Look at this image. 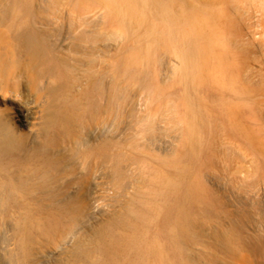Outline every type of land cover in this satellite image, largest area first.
I'll list each match as a JSON object with an SVG mask.
<instances>
[{
    "label": "bare ground",
    "instance_id": "6f19581e",
    "mask_svg": "<svg viewBox=\"0 0 264 264\" xmlns=\"http://www.w3.org/2000/svg\"><path fill=\"white\" fill-rule=\"evenodd\" d=\"M241 1L225 0L232 13L226 3H207L199 13L200 1L193 0H0V264H206L200 248L212 242L234 251L241 231L264 242V217L250 223L235 204L260 205L263 193L245 200L223 193L232 214L211 213L218 200L196 178L201 152L214 145L211 131L212 137L232 131L249 154L226 139L216 146L224 155H250L244 161L255 176L263 171L264 81L258 65L247 61L243 70L245 58L238 63L234 51L250 57L264 48V0ZM68 3L95 8L80 19L71 11L73 19L63 7ZM106 21L111 28L102 27ZM247 25L257 28L247 32ZM116 48L121 56L113 67L123 65L117 76L106 68ZM155 50L170 55L162 80L179 90L160 113L148 110L159 95L149 68ZM157 62L165 60L159 55ZM241 62L237 80L232 68ZM137 68L140 84L132 77ZM138 84L145 108L128 110ZM210 86L231 94L218 91L209 100L203 88ZM213 102L223 117L216 125ZM248 107L253 126L238 120ZM106 154L111 194L99 202ZM209 169L201 175L205 183L223 178Z\"/></svg>",
    "mask_w": 264,
    "mask_h": 264
},
{
    "label": "rangeland",
    "instance_id": "374dc122",
    "mask_svg": "<svg viewBox=\"0 0 264 264\" xmlns=\"http://www.w3.org/2000/svg\"><path fill=\"white\" fill-rule=\"evenodd\" d=\"M185 1V0H184ZM190 1V2H189ZM198 1H200V2H198ZM241 1V0H240ZM244 1V0H243ZM246 1V0H245ZM194 2H198L197 4L199 5V3L201 4L200 6H199V13H201L200 11V8L201 7H204L205 5H207V3L208 4H215L216 6H214V7H217V6H222V5H224V6H226V4H227V7H228V11L230 12V13H232L231 12V10H232V7L234 6L233 5V3H232V5H231V7H230V3H228V2H225V0H224V2H220V0H193V3ZM242 2V1H241ZM241 2H239L240 3V6L241 5H243ZM248 2V1H247ZM190 3V4H189ZM226 3V4H225ZM239 3H238V5H239ZM69 5H67V4H63V7H65V9L66 10H68V9H70L69 10V12H70V16L72 15V18L74 19L75 18V16H73V14L75 13V15L77 16V14L78 15H80V16H77V18L78 19H80L79 17H82V16H84V11H88V10H92L93 8H95V7H90V9H87V10H84V8H81V7H78V6H76V8H75V6L73 7L72 5H70V3H68ZM186 4H188V5H191L192 4V0H186ZM235 4V3H234ZM246 4H248V3H246ZM245 5V4H244ZM243 5V6H244ZM67 6V7H66ZM250 8H251V10L253 11V12H255V13H253L252 12V14L254 15L253 17H252V19L255 21L256 20V16L258 15V13H256V11H254L255 10V8L250 4ZM247 7V6H246ZM248 7H249V5H248ZM231 8V9H230ZM71 11L72 12H74V13H72L71 14ZM256 14V15H255ZM77 18H75V19H77ZM252 19H250L251 20V22L253 23V20ZM218 20V19H217ZM110 22L109 21H106L105 23H103L102 24V27L103 28H105V29H108V28H111V24H109ZM218 24V23H217ZM220 24V23H219ZM221 25V24H220ZM220 25H217L218 27H221ZM234 25H235V27H236V30H237V32L238 33H242V31H241V28H239L237 25V23H234ZM248 27H247V29H246V27L245 26H243V28L245 29V30H247V32L250 30V29H254V27L255 28H257V26L256 25H251V27H250V25H247ZM239 34V35H240ZM254 36L255 37H257V34H254ZM129 41V42H128ZM129 43H131L130 42V40L129 39H127V40H125L121 45V47L120 48H122V47H125L126 46V44H129ZM156 51V52H155ZM154 52V56H153V59L150 61V63H149V68H150V66H151V64H152V66H151V68H150V70H151V74H152V81H153V83L157 86V87H159V91L157 92L159 95L158 96H151V102H150V105L148 106V110H150L152 113H160L161 111H162V108L164 107V104L165 103H163L164 101L166 102V100L168 99V98H175L176 97V94H177V91H179L178 89H177V86H175V85H168V82L167 81H163L162 80V71L161 70H163V71H165L166 69H167V67H166V64L168 63V61H169V57H170V55L169 56H166V54H163V55H161V53L159 52V53H157L158 51L157 50H155ZM243 51V50H242ZM261 51V52H260ZM233 52V51H232ZM235 53H237V54H235V55H238V63H239V61L244 57L245 59H242V61L243 62H245V64L241 67V64H243V62H241L240 63V65L238 64H236L235 65V67L234 68H232V69H234V71H235V69H236V67H237V70H236V73H237V75L236 76H234L236 79H237V77H238V79H239V75H242L243 74V71H241L240 69L241 68H243V70H244V66L246 65V63H247V61L248 62H250V61H254V63H255V66L256 65H258V67H259V69H258V67H256V69H255V71H256V74H259V75H261V79L264 81V48L263 49H259V50H257L254 54H255V56H253L254 54H251V56L250 57H252V58H250L249 57V53L248 52H245V51H243L247 56H245L244 54H241V51H234ZM233 52V53H234ZM239 52V53H238ZM242 52V53H243ZM248 53V54H247ZM117 54V55H116ZM160 55V57H162L163 58V60H165V64L164 63H159V62H157V58H158V56ZM168 55V54H167ZM242 55H243V57H242ZM120 56L121 55H119V50L116 48V49H111L110 50V53L108 52V54H107V58L109 59V66L107 65L106 66V68H108L109 70H110V72H114V75H115V73H117L116 74V76L117 75H119L120 73H121V69L123 68V65H119V64H117V66L115 65V68L113 67V65L114 64H116V61H117V59L119 60L120 59ZM157 56V57H156ZM165 56V57H164ZM249 57V58H248ZM106 58V59H107ZM241 58V59H240ZM255 60H254V59ZM258 59V62H257V59ZM156 61V62H155ZM111 62V63H110ZM257 62V63H256ZM258 63H260V64H258ZM165 65V66H164ZM260 65V66H259ZM117 67V68H116ZM165 67H166V69H165ZM241 67V68H240ZM231 70V68H229V71H228V73L229 74H231V75H233V73H235L234 71L232 72V70ZM251 70V69H250ZM160 71H161V73H160ZM241 71V72H240ZM134 72H135V75L132 73V77L133 76H135V77H137V81H138V83L140 84V82L142 81V78H141V76L143 75V72H142V70H140V68H137L136 70H134ZM166 72V71H165ZM165 72H163V73H165ZM231 72V73H230ZM157 77V78H156ZM243 77V76H242ZM241 78V77H240ZM237 79V80H238ZM159 82H158V81ZM244 82V79L242 78V79H240V81L239 82ZM243 82H242V84H243ZM158 83V84H157ZM135 85V86H132V88H131V92H130V97L128 98V100H127V109L129 110V108L131 107V106H136L137 108H142V109H144L145 108V95H146V93H145V95H144V92H146L145 91V89H143V87H141L140 85ZM239 84H241V83H239ZM139 86V87H138ZM204 89V93L206 94L205 96L206 97H208V98H210L209 100H212L213 99V97H215V98H217V94H219V93H221V94H223L224 96H230V92H228V91H226V90H224V92H221V91H219L218 89L216 90L213 86H210V87H205V88H203ZM144 91V92H143ZM164 91V92H163ZM218 91H219V93H218ZM208 94V95H207ZM154 97V98H153ZM163 99V100H160L161 98ZM167 97V99L165 100V98ZM156 98H160V99H156ZM109 99H110V96H109V94H108V92H104V94H103V100H102V108H104V109H107L108 107H109V105H112V102L111 101H109ZM156 99V100H155ZM111 100V99H110ZM154 100V101H153ZM158 100V101H157ZM160 100V101H159ZM111 102V103H110ZM161 102V103H160ZM152 103V104H151ZM125 105H126V103H125ZM162 105V106H161ZM143 106H144V108H143ZM162 107V108H161ZM213 107H215V108H213ZM161 108V109H160ZM211 108H213L212 109V111H213V119H212V124L214 125H216L217 124V120H218V122L220 121V120H223V117H222V115H221V113H219L220 111H219V105L218 104H214V102L211 104ZM244 108H246L245 106H244ZM250 107H248L247 108V111H246V109H242L241 110V112L239 113V118H238V120L240 121V122H242L243 124H245L246 126H248V124L249 125H251V126H253V121H252V119H253V117H251L250 118V114H249V112H248V109H249ZM217 109V110H216ZM239 109V108H238ZM161 110V111H160ZM217 112H216V111ZM160 111V112H159ZM255 114L257 113V112H254ZM258 115H259V113H257ZM221 115V116H220ZM103 116H106L107 117V112L105 113L104 112V115ZM220 117V118H218V117ZM215 120V121H214ZM251 120V121H250ZM225 121V120H224ZM126 124V123H125ZM123 129H125V127L123 128ZM126 129H127V127H126ZM125 129V130H126ZM125 130H122L123 132L125 131ZM128 130V129H127ZM127 130H126V132H127ZM211 130H214L215 131V129H211ZM214 131H213V133H214ZM216 132V131H215ZM125 133V132H124ZM123 133V134H124ZM118 135H116V137H117V139L118 138H121L122 136H120V134L121 135H123L122 134V132L120 131L119 133H117ZM211 135V136H210ZM235 134L232 132V131H230V130H227V131H225V132H223V133H221L219 136L217 135V134H213V137H215V138H213L212 137V131H211V133L208 135V138L207 139H209V140H214V145H215V147H217L216 146V144H218L219 143V139H226V140H228L229 142H233V143H237L238 145H240V147L243 149V150H245L246 151V153L247 154H249L250 152V147L247 145V146H245L246 144H244V143H242V140L238 137V136H234ZM119 136V137H118ZM116 137H115V139H116ZM123 137H124V135H123ZM224 137V138H223ZM236 137H237V139L238 140H241L240 141V143L241 144H239V141L236 139ZM116 139V140H117ZM218 139V140H217ZM217 140V141H216ZM214 145L211 147L210 146V148H211V150L213 149L214 150ZM217 148H219V149H215V151H211L209 148H204L203 149V151L201 152L202 153V155H204L205 156V158L203 157L202 158V164H199L198 166V169H196V171H197V173H196V178L198 179V181L200 182V185L208 192V194L209 195H211V196H213V197H215V198H217V200L218 201H216V203H215V209L213 210V211H211V213H215V212H223V211H226V212H228L229 214L228 215H231L232 214V208H233V206L232 205H230V203L231 202H228V201H226L225 202V204H226V206L225 205H223L222 203H221V201H220V198H223L222 197V195H223V193H225V195H228V197L230 196V197H232V196H236L237 194H239L242 198H243V200H245L246 198H244V196H246L247 194L249 195V194H251V193H253V194H251V195H254V194H256V193H263L264 194V179H262V183H260L259 185H255L254 186V184L256 183V181L260 178V177H262V176H264V165L262 166V169H263V171L261 172V173H259V176H255L254 175V169L252 168V166L251 165H249L250 163H248L249 161L247 160H245L244 161V159H247L250 155H248V157L247 158H243V160H242V158H240L241 156L239 155V154H237V156H235L236 155V153H235V155L232 153H229V154H226V155H224L223 154V149L221 148V147H217ZM209 149V150H208ZM219 150V151H218ZM220 150H222V153H221V151ZM104 152H107V148H105L104 149ZM216 152H217V154H216ZM221 153L222 155H218L219 153ZM211 153H213L212 155H211ZM216 155V157H215V159H214V156ZM233 157H232V156ZM105 156V157H104ZM217 156H218V158H220V159H222V158H224L225 159V157H226V159H225V163H224V159L223 160H221V163H220V159L218 160V158H217ZM227 157H229L228 159H227ZM238 157V158H237ZM101 158H102V160H103V162L105 163L106 161H109V154H106V155H103V156H101ZM211 158V159H210ZM217 158V159H216ZM234 158V159H233ZM213 159H214V161H213ZM219 162H218V161ZM227 160L229 161L228 163H227ZM218 163H217V162ZM223 161V162H222ZM101 164L100 165V169L99 170H101L102 169V172H101V175H103L104 173V175L103 176H101L100 175V178H102V179H98L99 181H102L101 183L99 182V184H101L100 185V188H101V190H100V188L98 189V193H96L97 195L99 194V199H98V201L100 202H102L103 200L105 201V198H106V196H108V195H110L111 194V190L109 189V188H111V186H110V176H109V171H108V167L106 166V163L105 164ZM222 167H221V166ZM224 165H226V166H224ZM208 168H210L209 169V171L212 169V170H215V171H213V172H215V174H217L218 173V175L219 176H221V177H223V178H220V179H218V181H217V179H213V182H207V183H205L204 182V180H202V178H201V175L203 174L202 172H204L205 170H208ZM106 170H107V172H106ZM224 170V171H223ZM260 170V169H259ZM223 171V172H222ZM226 171V172H225ZM212 172V171H211ZM212 172V173H213ZM226 174V175H225ZM107 175H108V177H107ZM262 175V176H261ZM226 179H225V178ZM259 177V178H258ZM224 179V182L222 181ZM216 182V183H215ZM219 183V184H218ZM234 183H236V184H234ZM217 184V185H216ZM242 184H244V185H242ZM251 184H252V186H251ZM219 186V187H218ZM238 187V188H236V187ZM249 186V187H248ZM253 186L254 187H256L255 189L253 188ZM216 187H218V188H216ZM246 187V188H245ZM250 187H252V189H254V191H246V189L248 188H250ZM231 188V189H230ZM233 188V189H232ZM244 188H245V190H244ZM214 189V190H213ZM227 189V190H226ZM223 190V191H222ZM226 190V191H225ZM234 190V191H233ZM214 191H215V193H214ZM229 191V192H228ZM101 192V193H100ZM218 193V194H217ZM242 194V195H241ZM103 195V196H102ZM105 196V197H104ZM224 196V195H223ZM98 197V196H97ZM103 197V198H102ZM264 198V197H263ZM103 201V202H104ZM229 203V204H228ZM235 204L236 205H238V207H240V214L242 215V217H245V219H255L258 215H262L263 217H264V203H261L260 205L259 204H254L253 205V207L252 208H250V202L249 203H244V202H241V204H239V202L237 201V202H235ZM225 207V208H224ZM216 210H218V211H216ZM242 211V212H241ZM255 213H254V212ZM231 212V213H230ZM215 215V214H214ZM214 215L213 214H211V216H210V218L211 219H209V220H217V221H219V216H218V214H216L215 215V217H214ZM247 215V216H246ZM255 215V216H254ZM251 216V217H250ZM247 217V218H246ZM208 219V218H207ZM253 220H250L251 222L250 223H252V221ZM244 234V235H243ZM246 232L244 233L243 231H241V242H243L242 243V245H241V247L239 248V249H235L234 251H230L229 252V250L227 249V251L225 250V248H223L221 245H219L218 243H216V242H212V243H210V246L208 247H201L200 248V253H201V256L206 260V264H264V242L263 243H261V242H259V241H257L256 239H252V237L251 236H246ZM239 235V236H240ZM245 238H247V239H245ZM251 239H252V241H251ZM256 240V241H255ZM248 242V243H247ZM253 242H255V243H253ZM257 242H259V246H258V244H257ZM245 243V244H244ZM247 244V246H245ZM261 244V245H260ZM244 245V246H243ZM257 245V246H256ZM256 246V247H255ZM262 247V248H261ZM243 248V249H242Z\"/></svg>",
    "mask_w": 264,
    "mask_h": 264
}]
</instances>
